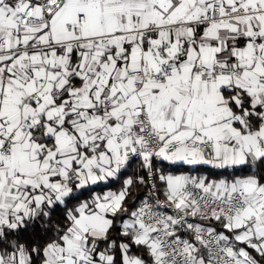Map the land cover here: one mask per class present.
<instances>
[{
    "label": "snow or ice",
    "instance_id": "6c2138e0",
    "mask_svg": "<svg viewBox=\"0 0 264 264\" xmlns=\"http://www.w3.org/2000/svg\"><path fill=\"white\" fill-rule=\"evenodd\" d=\"M0 264H264V0H0Z\"/></svg>",
    "mask_w": 264,
    "mask_h": 264
}]
</instances>
